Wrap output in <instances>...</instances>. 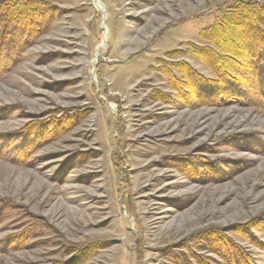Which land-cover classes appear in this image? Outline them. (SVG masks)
Here are the masks:
<instances>
[{
	"label": "rangeland",
	"instance_id": "rangeland-1",
	"mask_svg": "<svg viewBox=\"0 0 264 264\" xmlns=\"http://www.w3.org/2000/svg\"><path fill=\"white\" fill-rule=\"evenodd\" d=\"M24 1L35 29H0V264H264V112L193 53L264 0Z\"/></svg>",
	"mask_w": 264,
	"mask_h": 264
},
{
	"label": "trees",
	"instance_id": "trees-1",
	"mask_svg": "<svg viewBox=\"0 0 264 264\" xmlns=\"http://www.w3.org/2000/svg\"><path fill=\"white\" fill-rule=\"evenodd\" d=\"M39 7V4L24 0H16L11 6H0V17L3 18L0 29L3 30L5 20L11 18L14 23H24L31 33L35 28L30 16L39 13ZM24 14L26 16H22ZM30 20L32 24H29ZM200 39L207 46L194 48L193 53L215 76L211 89L221 94L219 102L252 103L264 112V71L260 66L264 52V3L236 2L213 26L200 33ZM186 73L187 80L188 75L189 78L197 77L188 67ZM239 81L247 88L241 89ZM227 85L237 89L232 91Z\"/></svg>",
	"mask_w": 264,
	"mask_h": 264
},
{
	"label": "bare ground",
	"instance_id": "bare-ground-1",
	"mask_svg": "<svg viewBox=\"0 0 264 264\" xmlns=\"http://www.w3.org/2000/svg\"><path fill=\"white\" fill-rule=\"evenodd\" d=\"M117 1V0H116Z\"/></svg>",
	"mask_w": 264,
	"mask_h": 264
}]
</instances>
